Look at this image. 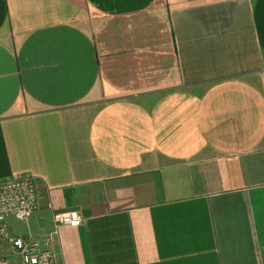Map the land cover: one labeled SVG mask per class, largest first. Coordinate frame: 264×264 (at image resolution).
Segmentation results:
<instances>
[{"label": "crops", "instance_id": "1", "mask_svg": "<svg viewBox=\"0 0 264 264\" xmlns=\"http://www.w3.org/2000/svg\"><path fill=\"white\" fill-rule=\"evenodd\" d=\"M22 175L39 207L8 233L56 264H264V0H0Z\"/></svg>", "mask_w": 264, "mask_h": 264}, {"label": "built area", "instance_id": "2", "mask_svg": "<svg viewBox=\"0 0 264 264\" xmlns=\"http://www.w3.org/2000/svg\"><path fill=\"white\" fill-rule=\"evenodd\" d=\"M36 181L22 175L0 181V264H56L50 252L52 239L38 242L31 237L10 236L6 221H25L39 207ZM55 226L77 227L81 220L77 211L54 216Z\"/></svg>", "mask_w": 264, "mask_h": 264}, {"label": "rangeland", "instance_id": "3", "mask_svg": "<svg viewBox=\"0 0 264 264\" xmlns=\"http://www.w3.org/2000/svg\"><path fill=\"white\" fill-rule=\"evenodd\" d=\"M8 220H9V221H14V219H13V218H9Z\"/></svg>", "mask_w": 264, "mask_h": 264}]
</instances>
